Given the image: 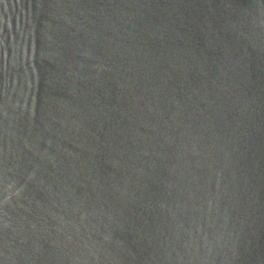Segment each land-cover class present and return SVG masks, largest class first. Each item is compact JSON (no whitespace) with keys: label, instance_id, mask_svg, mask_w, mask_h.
<instances>
[{"label":"water","instance_id":"water-1","mask_svg":"<svg viewBox=\"0 0 264 264\" xmlns=\"http://www.w3.org/2000/svg\"><path fill=\"white\" fill-rule=\"evenodd\" d=\"M0 264H264V0H0Z\"/></svg>","mask_w":264,"mask_h":264}]
</instances>
